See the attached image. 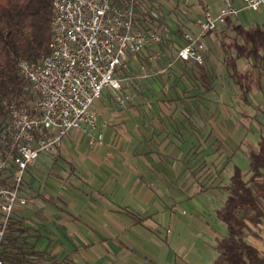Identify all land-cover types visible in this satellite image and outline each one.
Wrapping results in <instances>:
<instances>
[{
	"label": "crops",
	"instance_id": "obj_1",
	"mask_svg": "<svg viewBox=\"0 0 264 264\" xmlns=\"http://www.w3.org/2000/svg\"><path fill=\"white\" fill-rule=\"evenodd\" d=\"M151 1L141 0V3L146 9L153 8L155 6ZM220 7L209 10L218 13ZM197 14L190 15V21L183 31L198 32L192 24ZM231 18V26L222 24L216 32L205 37L209 48L207 59L213 48L210 37L226 27L229 32L232 31L236 24ZM229 32L226 40L221 42L225 48L223 62L226 70L225 60L229 58V49L225 44L236 37L234 31ZM155 49L132 58L130 75L133 77L125 82L122 90L126 97L124 107L108 89L94 103L98 119L97 133L102 135V144L92 135L73 129L62 139L56 155L41 152L27 169L21 194L27 198L28 204L16 205L7 243L9 252L14 255L13 264H21L15 260L16 257L26 258L28 263L24 264H33L31 256L21 253L24 247L32 248L37 254L48 253L58 260L57 264L214 263L218 255L216 240L226 236L216 209L215 220L211 219L213 225L203 226L191 217H173L163 204L168 197L161 187L164 184L173 187L179 182L172 172L180 167L160 164L166 144H160L159 133L149 130L151 127L147 125L146 111H141L147 107L141 106L140 66H146L143 59L148 57V53L158 60ZM177 63L182 62H175V66ZM237 64L241 72L254 70V61L250 59L239 58ZM262 67L264 69V62ZM235 85L245 106L255 104L254 91L261 89L260 98L255 100L262 107L264 120V78L260 81L256 79L253 83L248 102L242 99ZM253 110L254 114L259 112L258 108ZM247 120L249 131L246 129L239 143L248 147L246 167H249L250 151L258 149L264 136V125L252 118ZM234 165L244 167L239 162ZM245 171L249 173V170ZM193 183L191 178L188 184ZM198 192L195 190L190 197L194 198ZM217 229L222 231L221 234ZM260 235L264 238V226ZM251 241L264 252L262 241L253 237Z\"/></svg>",
	"mask_w": 264,
	"mask_h": 264
},
{
	"label": "built area",
	"instance_id": "obj_2",
	"mask_svg": "<svg viewBox=\"0 0 264 264\" xmlns=\"http://www.w3.org/2000/svg\"><path fill=\"white\" fill-rule=\"evenodd\" d=\"M262 5L264 0H222L218 13L201 11L192 19L198 32L183 31L181 47L162 72L178 61L206 64L205 37L229 17ZM160 20V12L141 0H52L48 54L18 62L32 98L11 102L0 126V264H13L7 243L16 205L28 204L21 194L27 169L41 152L56 155L73 129L103 143L93 105L107 89L126 105L122 90L133 77L132 58L162 43ZM140 71L141 78L148 75L143 64Z\"/></svg>",
	"mask_w": 264,
	"mask_h": 264
},
{
	"label": "rangeland",
	"instance_id": "obj_3",
	"mask_svg": "<svg viewBox=\"0 0 264 264\" xmlns=\"http://www.w3.org/2000/svg\"><path fill=\"white\" fill-rule=\"evenodd\" d=\"M151 2L161 14L158 22L162 27L163 41L155 49L158 60L149 53L143 59L148 75L141 78V106L147 108L141 111H146L147 125L151 127L149 130L159 133L160 144H166L160 164L180 167L172 172L177 175L179 182L173 187L167 184L161 187L168 197L167 201L163 200V204L173 217H191L203 226H212L215 209L221 207L226 198L225 186L228 185L233 163L239 162L244 166L241 167L243 170H249L246 167L248 147L239 143V140L245 135L247 118L264 125L262 107L257 102L262 94L261 89L254 91L253 95L257 99L253 98L254 105L243 104L223 62L225 48L221 42L226 40L228 27L210 37L213 48L210 49L206 64L177 63L162 74L160 71L168 60L174 59V53L183 43L182 34L190 21V15L216 9L222 5V0ZM233 18L235 24L245 27L264 26V5L259 11H246L239 15V19ZM253 108H258L259 112L254 114ZM236 127L237 132L234 131ZM191 178L194 183L188 184ZM195 190L199 192L194 198L190 197ZM218 221L227 236V226ZM217 230L221 234L222 231ZM21 253L31 256L33 264L58 263L55 257L46 252L37 254L30 247H24Z\"/></svg>",
	"mask_w": 264,
	"mask_h": 264
},
{
	"label": "trees",
	"instance_id": "obj_4",
	"mask_svg": "<svg viewBox=\"0 0 264 264\" xmlns=\"http://www.w3.org/2000/svg\"><path fill=\"white\" fill-rule=\"evenodd\" d=\"M51 16L52 0H0V126L11 102L22 103L32 98L24 90L27 81L20 74L18 62L20 59L36 62L48 54ZM227 23L231 26L233 19L229 17ZM231 30L236 37L225 44L229 49L225 63L242 99L248 102L253 83L264 78V26L236 24ZM239 58L254 61V70L241 72ZM248 172L233 166L225 187L226 199L216 209L228 234L216 240L218 255L213 264H264V252L251 241L253 237L264 244L260 235L264 226V136L258 149L250 151ZM15 260L28 263L24 257Z\"/></svg>",
	"mask_w": 264,
	"mask_h": 264
}]
</instances>
